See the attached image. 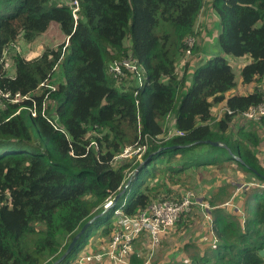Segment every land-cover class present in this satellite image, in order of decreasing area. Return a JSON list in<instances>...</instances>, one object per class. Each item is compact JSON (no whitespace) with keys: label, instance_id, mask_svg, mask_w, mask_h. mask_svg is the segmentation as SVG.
Returning a JSON list of instances; mask_svg holds the SVG:
<instances>
[{"label":"trees","instance_id":"16d2710c","mask_svg":"<svg viewBox=\"0 0 264 264\" xmlns=\"http://www.w3.org/2000/svg\"><path fill=\"white\" fill-rule=\"evenodd\" d=\"M210 2L228 59L184 61L180 75L185 39L196 33L208 0H79L76 17L68 0H0V90L11 94H0V264H52L97 216L62 260L69 264L94 224L101 222L110 239L119 213L138 214L153 199L178 196L175 182L159 185L156 177L149 185L150 177L226 161L260 183L243 189L239 209L209 199L204 251L169 252L161 263L135 247L128 264H264V164L256 146L264 114H245L264 102V0ZM53 21L67 41L25 56L21 41L33 42ZM124 58L144 67L141 85L132 71L129 82L110 71V61ZM234 58L248 60L237 66ZM17 92L28 97L12 101ZM170 114L183 133L167 138L161 120ZM234 123L236 134L229 133ZM139 131L147 149L134 161L117 160ZM131 176L133 194L127 197L128 188L115 201ZM142 234L154 240L145 228L135 238Z\"/></svg>","mask_w":264,"mask_h":264},{"label":"rangeland","instance_id":"374dc122","mask_svg":"<svg viewBox=\"0 0 264 264\" xmlns=\"http://www.w3.org/2000/svg\"><path fill=\"white\" fill-rule=\"evenodd\" d=\"M211 0H208L210 2ZM217 23L218 19H217ZM60 26L58 22L53 21L49 28L46 30L47 34H40L33 42H25L21 41V47H22V53L29 57L33 58L41 54L42 50H44L47 46H57L60 44V40L62 37H64L63 31L60 34L58 32V27ZM196 30V25H195ZM55 32V33H54ZM58 32V33H56ZM196 32V31H195ZM60 34V35H59ZM48 35V36H47ZM196 38V49L199 48V52L197 55L191 53L189 55L183 54L181 57L182 59L179 61L177 66V71L181 75L182 74V66L184 61L191 62L192 65L198 63L199 60H201V51L204 52V61L210 59L211 57L216 56L217 54H220L219 56H225L228 59L227 54H225L219 47L217 39H215V46L212 47V52H209L208 48L206 46L201 47L198 44V40L200 35L194 34ZM209 40H211L210 34L207 35ZM127 42L130 43V40H127ZM208 54V55H207ZM11 63V61H9ZM113 61H110L108 63V66ZM11 68V67H10ZM14 69V65H13ZM139 70L142 73V75L145 74L144 67L142 65H139ZM124 82L132 81L131 78H126L123 80ZM262 87H264V83L262 84ZM220 113L217 114L219 116ZM175 116L174 114L167 115L165 118L161 120V124L163 126V133L171 135L172 132L176 129L175 127ZM238 124L234 123L231 125L232 132L236 134ZM260 130V129H259ZM260 134V133H259ZM263 134V135H262ZM262 139L260 140V143L257 144L258 146V153L261 158L262 163L264 164V133H262ZM142 137L140 136L139 132H136L135 138L132 142L127 143L123 151L118 154L117 160H124V159H132L134 161L137 158V151L140 150L143 147V142L141 141ZM129 148L128 152L125 153V149ZM124 153V154H123ZM168 174L164 175L163 179L162 176L158 177L157 175L155 177H150L148 180L149 185L152 184L151 182L155 181V178L157 177V184L162 185V181L164 184H169L170 182L176 183L177 192H179L176 196V198L181 197V192L184 190H192L196 197L198 198L197 203L193 206L192 210L186 214L181 215L179 220L171 227L169 228L164 234L162 235V240L160 239L159 244H155L154 241H152L147 235L142 234L137 238L132 239L133 244V252L134 248L138 247L142 251V255L146 256L147 261H153V260H159L160 258H164V255L166 253H169L172 248L178 247L180 244H182L183 240H188L192 238H198L200 234L203 233V231H209L211 232V220L212 215L208 212L213 210L211 208V205L209 204L210 208H207L203 206V203L205 202L209 203V199L215 198V200L222 198V196H226L225 202H229V204L224 203L222 206H227L226 208L230 209L229 211L236 209H239L242 205V201H240V198L242 197V191L247 186L249 189L253 187L254 185L258 186L257 184L260 183V181L254 179L252 176L247 173L243 168L239 167L235 162L226 161L224 164H207L204 166H198L196 169H194L193 166L185 167L182 172H175L173 175H170V178H168ZM258 182V183H257ZM172 188V187H170ZM132 187L130 188V191L128 193L129 197L133 194L134 190H132ZM229 196V197H228ZM205 201V202H203ZM195 206H198L199 208H196ZM237 206V207H236ZM239 207V208H238ZM119 216H116L113 218V226H114V232L121 229L122 224L119 220H121L123 214L119 213ZM132 215V214H128ZM5 219L10 222V217L5 214ZM98 224L100 225L98 227ZM98 224H94V228L90 233L89 236V243L86 244L78 253H92L97 250H103L101 249L102 246L104 249L107 248V244L110 239H108L104 234L100 231L103 228V224L100 222ZM184 224V225H183ZM126 229V227L124 228ZM113 234V233H112ZM140 239V241L136 242L137 239ZM166 238V245L163 243V239ZM209 238V236H208ZM87 241V242H88ZM205 244V242H204ZM102 245V246H101ZM101 246V247H100ZM140 251V252H141ZM204 251V249H202ZM129 256V255H128ZM128 256H126V261L128 262ZM76 257V256H75ZM103 264H110V262H102ZM59 264H62L59 263ZM101 264V263H98ZM125 264V263H124Z\"/></svg>","mask_w":264,"mask_h":264},{"label":"built area","instance_id":"2783aa9c","mask_svg":"<svg viewBox=\"0 0 264 264\" xmlns=\"http://www.w3.org/2000/svg\"><path fill=\"white\" fill-rule=\"evenodd\" d=\"M68 2L72 8L73 15L76 17L79 9V0H68ZM194 43L195 37L193 35L188 36L186 55L191 53ZM13 45L19 50L18 44L15 43ZM109 69L113 73L114 77L122 78L125 76L127 70L136 71L138 69V65L132 58H124L122 61L111 62ZM139 78L141 79V77ZM0 94L7 98L11 96L9 92L1 90ZM21 97L26 98L28 95H21L20 92H17L15 93L14 97L11 98V100L18 101ZM31 110L32 114L35 115V104ZM245 114L249 117H260V115L264 114V102L251 106L245 112ZM182 133V130L176 128L171 135L166 134V137L169 138L175 134ZM142 142L143 147L137 151V156H140L147 149V135H145L144 141ZM128 150L129 148L127 147L125 149V153L128 152ZM180 194V198L166 197L161 199H153L148 207L138 214H124L120 220V223L122 224L121 229L115 231L112 234L106 249L97 250L92 253L78 254L76 259L70 261L69 264H95L104 260H109L112 264H128L125 259L126 255H129V253L133 250L132 239L135 238L140 231H142L144 228L148 229L153 235L154 243H159L160 234L171 228L179 220L181 215L190 212L193 206L197 204L198 198L192 190H184ZM108 206H112V199H109L105 203V207ZM203 206L210 208L207 203H203ZM125 227L126 229H124Z\"/></svg>","mask_w":264,"mask_h":264},{"label":"crops","instance_id":"0c3cea01","mask_svg":"<svg viewBox=\"0 0 264 264\" xmlns=\"http://www.w3.org/2000/svg\"><path fill=\"white\" fill-rule=\"evenodd\" d=\"M217 19H218V17L216 16V14L212 10L211 2H208L207 5L206 4L203 5V9L199 13V15L197 17V21H196V34L200 35L199 40H198V44L202 47L203 44L205 43L204 46H206L209 49L208 50L209 52H212V47L215 46V39H216V37L218 36V34L220 32V25H219V23H217ZM218 21H219V19H218ZM57 27H58V32L61 34L62 30H61L60 26H57ZM47 31H45L43 33L47 34ZM58 32H56V33H58ZM209 34L211 36V40H209V38L207 36ZM61 35H64V37H62V39L60 40V42H63L65 40V38H67V37H66L65 34H61ZM126 45H127V43H126ZM204 52L205 51L203 50V53L201 55L202 57H204ZM217 55H220V54H217ZM247 60L248 59L235 60V58H234V59H232V62L236 63L237 66H242L244 64V62L247 61ZM234 91L235 90H233V92ZM220 112H222V110L216 111V114H218ZM253 180H254V178H253ZM171 186L173 187V189L176 188V185H174V184H171ZM225 200H226V196H222V198L218 199V201L220 202V207H225V208L227 207V206H222V204H224V203L229 204V202H225ZM203 202H205V201H203ZM205 203H207V202H205ZM197 204L200 205L201 203H197ZM207 204L209 205V203H207ZM195 207L199 208L198 206H195ZM211 208H213V206H211ZM208 212L211 214V212L209 210H208ZM209 235H210V232L205 230V231H203L202 234H200V236L198 238H192V239H188V240H183L182 244H180L178 247L172 248V250L170 252L173 255H175V254H188V253L191 254V252H193L195 250L198 251V252H202V249H204V247L209 245V241L208 240H207V242L204 241L205 242V244H204V243H202L201 239L208 238ZM209 238H211V237H209ZM108 261L109 260H106L105 262H108ZM160 262L163 263L164 262V258H161Z\"/></svg>","mask_w":264,"mask_h":264},{"label":"water","instance_id":"95a60500","mask_svg":"<svg viewBox=\"0 0 264 264\" xmlns=\"http://www.w3.org/2000/svg\"><path fill=\"white\" fill-rule=\"evenodd\" d=\"M207 142H211V143H213V144H218V142L217 141H212V140H207ZM136 174V173H135ZM132 181H133V176L131 177V178H129L128 179V181L125 183V185H124V187L122 188V190L120 191V192H118L117 193V195H116V197H115V201L119 198V197H121V196H123L125 193H126V191H127V189L129 188H131V185H132ZM110 207L108 206V207H106V209H105V211L107 210V209H109ZM105 211H103L102 213H100V214H103ZM95 217H97V216H95ZM95 217H93L92 219H90L83 227H82V229L74 236V238L72 239V241L70 242V244H69V246H68V248H67V250L65 251V253L58 259V260H56L54 263H52V264H59V263H61L62 262V260L71 252V250L73 249V246L75 245V243H76V241L78 240V238L80 237V235L86 230V228L88 227V225L89 224H91L93 221H94V218ZM261 254L262 255H264V249H262L261 250Z\"/></svg>","mask_w":264,"mask_h":264},{"label":"clouds","instance_id":"9594fccd","mask_svg":"<svg viewBox=\"0 0 264 264\" xmlns=\"http://www.w3.org/2000/svg\"><path fill=\"white\" fill-rule=\"evenodd\" d=\"M194 37H195V35L194 34H192ZM189 36H191V35H189ZM187 38H188V36L186 37V39H185V45H186V49H187ZM66 41H67V38H66ZM196 44V38H195V43L193 44V46ZM193 46H192V48H193ZM192 51V50H191ZM138 65V64H137ZM109 67V66H108ZM130 70H127V72H129ZM127 72H126V74H125V76H123L122 78H124V77H127ZM133 72V74H134V78H135V83H136V85H141L142 83H143V81H144V79L146 78V75L144 74V75H142V73L140 72V70H139V65H138V69L136 70V71H132ZM139 77H141V79L139 78ZM116 78V77H115ZM122 78H116V79H118V80H120V79H122ZM127 78H129V77H127ZM164 135H166L165 133H163ZM118 156V155H117ZM132 177V176H131ZM130 177V178H131ZM112 206H113V201H112ZM112 206H110V208L112 207ZM125 214V213H124ZM123 214V215H124ZM128 215V214H127ZM120 221V220H119ZM114 233V232H113ZM77 256V255H76Z\"/></svg>","mask_w":264,"mask_h":264}]
</instances>
